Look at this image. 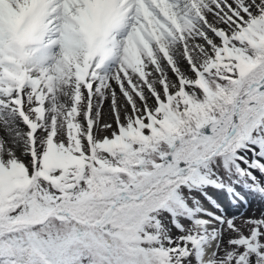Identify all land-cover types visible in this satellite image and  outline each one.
Masks as SVG:
<instances>
[{"label":"snow or ice","instance_id":"6c2138e0","mask_svg":"<svg viewBox=\"0 0 264 264\" xmlns=\"http://www.w3.org/2000/svg\"><path fill=\"white\" fill-rule=\"evenodd\" d=\"M249 196L264 0H0V264H264Z\"/></svg>","mask_w":264,"mask_h":264},{"label":"rangeland","instance_id":"374dc122","mask_svg":"<svg viewBox=\"0 0 264 264\" xmlns=\"http://www.w3.org/2000/svg\"><path fill=\"white\" fill-rule=\"evenodd\" d=\"M249 203L247 206L241 207L245 212L243 213L244 217L251 216L253 214L258 215L260 210L264 208V203H261L257 198L249 196Z\"/></svg>","mask_w":264,"mask_h":264}]
</instances>
